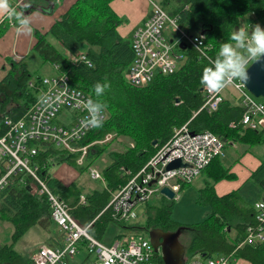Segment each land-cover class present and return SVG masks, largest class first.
<instances>
[{"label": "trees", "instance_id": "1", "mask_svg": "<svg viewBox=\"0 0 264 264\" xmlns=\"http://www.w3.org/2000/svg\"><path fill=\"white\" fill-rule=\"evenodd\" d=\"M43 1L22 0L17 6L23 14L38 4L43 5ZM111 1L74 0L47 30L34 31L36 39L27 54L18 61L10 60V69L0 80V115L4 112L12 118L20 116L38 95V91L35 93L28 86V81L39 79L45 66L54 69L53 65H57L58 71L68 72L70 82L88 93L105 112V118L100 122L102 126L92 128L79 143L101 139L108 132L124 135L132 142L131 146L126 144L121 150L108 151L106 163L99 162L98 157L110 140L89 146L82 165H77L74 160L78 152L67 153L51 144L37 154L40 162L67 160L80 171L96 161L100 164L105 186L86 193V204L71 207L70 212L78 223L84 225L95 218L88 231L97 238L110 221L120 228L117 236L130 234L140 227L145 230L152 227L175 229L183 225L181 233L188 238L184 252L187 258L197 253L208 257L218 252H232L235 259L241 258L248 264H264V238L254 243H240L246 228L257 222L253 202L243 198L238 189L221 195L214 190L216 181L235 177L219 155L200 171L204 185L198 190L197 201L206 207L202 220L183 223L171 219L166 204L150 202L154 197L161 200L163 194L143 203L146 219L142 226L136 220L138 215L118 221L112 217L110 207L103 210L110 199V190L124 184L171 136L173 129L186 121L193 131L211 130L224 141V146L231 141L247 145L264 142L263 130L243 127L239 120L242 108L230 98H224L215 111L199 109L204 99L201 79L207 72L206 61L196 57L194 47L187 45L181 49L186 59L174 72L157 73L143 86L130 83L126 74L134 52L131 40L117 31L125 17L114 11ZM157 1L184 30L189 33L203 31L205 42L212 45L210 54L213 57L224 43L235 44L230 36L245 24L247 16L252 15L259 23H264V0ZM16 12L19 15L18 10ZM0 26L3 30L4 22ZM68 53L83 54L84 58L72 62ZM97 84L103 89L100 94L95 90ZM230 122H234V126L229 125ZM48 167L40 168L41 177L71 206L68 194L72 192L76 201L81 189L73 181L64 186L51 175ZM2 170L0 161V172ZM19 179V175L12 176L0 191V221L12 225L9 239L0 242V264H31L30 257L15 249V240L33 225L49 230L52 224L49 204L38 193L35 183L28 177L24 182ZM249 179L260 189V197L262 193L264 195V158ZM78 249H85L84 240L79 241ZM153 260L155 264H162L158 253L154 254Z\"/></svg>", "mask_w": 264, "mask_h": 264}, {"label": "built area", "instance_id": "2", "mask_svg": "<svg viewBox=\"0 0 264 264\" xmlns=\"http://www.w3.org/2000/svg\"><path fill=\"white\" fill-rule=\"evenodd\" d=\"M149 2L151 12L135 28L131 38L134 56L126 74L130 83L143 86L157 73H172L178 69L186 59L185 54L177 51L182 49L179 47L180 43L185 44V47L189 45L195 48L196 57L206 61V72L214 69L223 59L220 55L221 47L217 48L216 56L210 54L212 45L205 42L203 31L189 33L180 27L175 17L169 15L157 1ZM6 18L14 24L11 9L6 16L3 14L0 17V23ZM165 21L178 30L176 39H167L163 35ZM258 24L264 28V23ZM254 25L255 23L245 22L241 27L247 28L249 34L245 40L246 44L251 43ZM67 55L72 62L84 58L83 54ZM85 62L90 64L88 60ZM53 66L54 73L43 74L37 80L28 81V86L36 88L38 95L20 116L12 118L4 112L0 115V161L3 169L0 172V191L6 187L12 176L19 175L21 182H24L26 177L30 178L38 193L47 200L51 220L59 229L58 244H41L32 253L31 264H66L67 259L79 250L80 240L85 241V250L88 253L95 254L94 264H155L154 254L159 252L154 251L148 238L143 235L135 238L133 234H124L110 243L101 242L88 231L92 221L85 225L78 223L72 216L71 206L67 201L53 192L41 177L40 168L48 166L54 159L40 162L36 156L50 144L67 153L78 152L74 160L77 165H82L89 146L108 141L115 135L114 132H108L101 139L79 143L88 131L94 128L93 119L100 123L105 118V112L88 93L70 82L68 72L58 71L57 65ZM229 84L236 92L235 103L242 108L240 123L245 128L264 131V101L256 99L242 80L236 79ZM225 87L217 92L203 84L204 99L199 109L215 111L224 99ZM63 110L71 114V119L57 121L59 113ZM229 125L234 126V122ZM223 147L224 141L211 130L193 131L189 128L188 121L184 122L173 129L171 136L124 184L111 192L103 210L110 207L112 217L118 221L135 218L139 204L156 194H162L160 188L163 186L171 189L175 196L183 183L191 182L213 157L222 153ZM178 157L186 164L165 169L169 161ZM86 170L90 178L104 181L102 172L94 165H88ZM79 200L83 202L84 198ZM253 206L257 222L255 226L249 225L246 228L240 243H254L264 238V196L255 200ZM232 260L234 258L231 253L208 257L197 253L188 257L183 264H230Z\"/></svg>", "mask_w": 264, "mask_h": 264}, {"label": "crops", "instance_id": "3", "mask_svg": "<svg viewBox=\"0 0 264 264\" xmlns=\"http://www.w3.org/2000/svg\"><path fill=\"white\" fill-rule=\"evenodd\" d=\"M54 1H55V5L53 4V0H45L42 2L43 5L38 4L34 8L27 9L26 11L23 12L24 18H26L29 21V28L22 27L18 21H16L14 25H9V27L6 30H4L5 28L2 30V27L0 26V64H3L5 68V72L3 73L0 72V80L5 76L7 71L10 69L11 66L10 60L18 61L27 54V52L29 51V49L31 48L32 44L36 39L34 31L38 30L39 32H44L45 30H47L49 26L52 24V22L61 13H63L67 9V7L71 4V2H73L74 0H54ZM9 3L12 7L15 8L16 11L18 10L19 12L17 6L18 3L17 0H9ZM110 4L118 15L125 17V21L117 26V31L121 36L128 38L130 40L132 38L135 28L139 26L142 23V21L146 17H148V15L151 12V4L149 0H112ZM20 13L21 12H19V14ZM2 15L3 13H0V17ZM8 108H10V106ZM261 144L262 143L247 145L235 141L229 142L228 145H230V150L233 152L234 150L236 151L234 152L235 156H238L237 151L238 152L243 151V152H239L240 155L238 156L239 157L238 162L233 166L229 167L230 168L229 171L233 172L235 174V177L233 179H220L214 183L213 187L217 194L221 195L223 193L229 192L230 190L238 189L239 194L250 202H254L255 200L264 196L262 193L261 197L260 194L258 197H256V199L250 200L246 195L243 194L245 193L244 190H241L242 185L249 179V176L252 173V171L256 169V167L260 164L261 160L264 158V148H262ZM246 145L250 146L249 147L250 149L249 148L244 149ZM58 173L59 171L57 172V174ZM51 175L56 179H58L60 183H62L64 186H67L70 182L73 181L75 182L76 186H78L79 189H81L80 192L78 193V197L76 201H74V194L72 192L68 194V200L72 202L71 207H75L76 205L86 204V198H85L86 193L92 192L93 190L101 189L102 186H105V181H100V183L91 184L85 187L79 184L78 182H76L74 179L65 178L60 174L55 175L51 173ZM201 183L203 184L199 186L198 190L204 185L203 177L201 178ZM84 190L87 191L84 193L83 192ZM112 191L114 190H110V194ZM258 191L260 192V189ZM81 197L84 198L83 202L79 200ZM94 219L95 218H92L88 222L92 221L93 223ZM88 222H86L85 224H87ZM108 223L106 224V226L108 225ZM33 226H37V225H33ZM106 226L103 229V231L99 234L100 237L99 238L96 237V238L103 243H110L113 239L118 237L117 233L119 232L120 228L117 225L118 228L113 238L108 242H104L101 240V238L104 235ZM37 229L40 233L41 239H39L32 245L28 244L27 246H24L22 249L20 248V250L18 251L25 257H30V259L32 253L41 244L57 245L59 242V229L57 228L56 224L53 221L49 230L42 229L39 226H37ZM27 230H29V228ZM5 240L6 239L1 238V241H5ZM178 240L181 243V245L184 247V252H185L186 244L188 243L187 235L181 233ZM80 250L81 249H79L76 252V254H78ZM230 253L233 256V253L232 252ZM218 254H223V253L218 252L215 255ZM84 255H85L84 258L89 256L87 250L85 251ZM70 258H73V256ZM184 258L185 260L187 259L185 255ZM232 261L236 262L237 264H248V262L242 260L241 258H237V259L234 258V260ZM66 263L68 264V261Z\"/></svg>", "mask_w": 264, "mask_h": 264}, {"label": "rangeland", "instance_id": "4", "mask_svg": "<svg viewBox=\"0 0 264 264\" xmlns=\"http://www.w3.org/2000/svg\"><path fill=\"white\" fill-rule=\"evenodd\" d=\"M17 1L18 3H22V0H17ZM244 21L246 23L252 22L258 24L257 18H254L252 15L247 16ZM9 25H14V24L10 23L9 19L6 18L3 26L5 27L4 30H6L9 27ZM162 33L167 39L170 38L176 39L178 36V30H176L168 21L164 22ZM177 51L182 52L181 49H177ZM0 72L1 73L5 72V68L3 64H0ZM42 72H43L42 75L43 74L49 75L52 74V72L54 73L55 70L47 65L44 67ZM154 73H156V71ZM33 91L36 93L37 91L36 88L35 89L33 88ZM235 96H236L235 90L233 89L232 85L228 84L224 89V98L228 97L231 100H233V102L235 103L234 101ZM256 99L264 101V96L256 97ZM64 111L65 113H63ZM65 119L67 120L71 119V114L66 112V110H63L62 112L59 113L57 121H63ZM131 143H132L131 139H129L128 137L119 134L117 135L115 133V135L110 139V141L107 142L106 150L99 155L98 157L99 162L105 163L109 159L108 151L110 152L113 150H121L125 147L126 144H129L131 146ZM261 146L262 148H264V142H262ZM249 147L250 146L246 145L244 149L246 148L248 149ZM234 152L236 151L234 150ZM234 152L230 150V145H226L223 147L222 153L219 156L222 158L224 165L231 167L238 162L239 160L238 156L240 155L239 152H243V151H239V152L237 151L238 156H235ZM91 165H94L99 170L101 168L98 161H96V163H92ZM49 171L55 175L60 174L65 178L74 179L76 182H78L79 184L85 187L91 184L100 183V180H92L87 170L84 169L80 171L78 167L71 164L67 160L56 163H54L53 161L51 164H49ZM58 171L59 173L57 174ZM202 177H203L202 174L199 173L197 176H195L192 179L191 182L186 183L183 188L181 187V189L177 192V194H175V196H173L172 198L162 196V199L159 200L160 198L156 199L154 197V199L152 198L150 202H154L157 205L166 204L169 210V217L176 221L189 223V222L202 220L206 215V207L205 205L201 204L199 200L197 201L198 188L203 184L201 183ZM241 190H244L245 193L243 194L246 195L250 200H254L256 199V197L260 195L259 194L260 192L258 191L259 188L250 179H248L242 185ZM86 191L87 190H84L83 192L85 193ZM136 211L138 213L136 220L138 221L139 225L142 226L145 224V219H146L144 205L139 204V208L137 207ZM117 228L118 226L115 224V222L112 221L109 222L108 225L106 226L104 235L101 238V240L104 242H108L109 240H111L115 232L117 231ZM11 229H12V225L10 223H6L5 221H0V242H1V238L9 239ZM129 233L134 234L135 238H137L139 235H143V237L148 238L146 230L143 229L142 227ZM39 239H41V236L37 229V226H32L29 228V230H27L25 233H23L20 237H18L15 240L14 246L19 251L20 248L22 249L24 246H27L28 244L32 245ZM85 251L86 250L81 249L78 254L72 255L73 258L69 257L70 259L69 260L67 259L68 264H94L95 254L93 252L89 253V256L84 258ZM230 264H237V263L233 261Z\"/></svg>", "mask_w": 264, "mask_h": 264}, {"label": "clouds", "instance_id": "5", "mask_svg": "<svg viewBox=\"0 0 264 264\" xmlns=\"http://www.w3.org/2000/svg\"><path fill=\"white\" fill-rule=\"evenodd\" d=\"M12 10L13 18L19 22L24 28H29V21L24 18L23 14L17 15L9 0H0V13L7 15L8 10ZM247 28H239L234 31L230 39L235 41V46L231 43H224L220 48V55L223 59L215 65L214 69H209L207 73H203L201 83L205 84L212 91H220L233 80L239 79L246 81L249 79L248 65L250 61H259L264 59V28L259 24H255L251 31V43L246 44L248 37ZM244 49V51H239ZM97 94L103 89L99 84L95 85ZM102 123H98L93 119V127L99 128Z\"/></svg>", "mask_w": 264, "mask_h": 264}, {"label": "water", "instance_id": "6", "mask_svg": "<svg viewBox=\"0 0 264 264\" xmlns=\"http://www.w3.org/2000/svg\"><path fill=\"white\" fill-rule=\"evenodd\" d=\"M179 47L184 49L185 44L180 43ZM247 71L249 79L246 81L242 80L245 87L256 97L264 96V59L251 61ZM152 143H155V140H153ZM185 164L186 163L178 157L169 161L165 169ZM160 193L168 198L174 196V192L167 186L161 187ZM182 228L183 225H179L173 230L162 229L160 227L146 228L148 239L154 251L159 252L161 255L162 264H183L185 262L184 247L178 240Z\"/></svg>", "mask_w": 264, "mask_h": 264}, {"label": "bare ground", "instance_id": "7", "mask_svg": "<svg viewBox=\"0 0 264 264\" xmlns=\"http://www.w3.org/2000/svg\"><path fill=\"white\" fill-rule=\"evenodd\" d=\"M52 73H53V72H52ZM133 235H134V234H133ZM82 242H83V241H82ZM83 245H84V244H83ZM83 245H82V246H83ZM186 258H187V257H186ZM232 262H233V261H232Z\"/></svg>", "mask_w": 264, "mask_h": 264}, {"label": "flooded vegetation", "instance_id": "8", "mask_svg": "<svg viewBox=\"0 0 264 264\" xmlns=\"http://www.w3.org/2000/svg\"><path fill=\"white\" fill-rule=\"evenodd\" d=\"M181 234V233H180ZM180 234H179V236H180ZM179 236H178V238H179Z\"/></svg>", "mask_w": 264, "mask_h": 264}]
</instances>
